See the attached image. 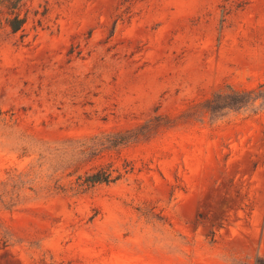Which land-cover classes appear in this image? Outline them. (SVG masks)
Returning a JSON list of instances; mask_svg holds the SVG:
<instances>
[{
  "label": "rangeland",
  "instance_id": "rangeland-1",
  "mask_svg": "<svg viewBox=\"0 0 264 264\" xmlns=\"http://www.w3.org/2000/svg\"><path fill=\"white\" fill-rule=\"evenodd\" d=\"M22 11L0 28V264H264V104L205 108L264 84V0ZM68 164L122 179L66 192Z\"/></svg>",
  "mask_w": 264,
  "mask_h": 264
},
{
  "label": "trees",
  "instance_id": "trees-1",
  "mask_svg": "<svg viewBox=\"0 0 264 264\" xmlns=\"http://www.w3.org/2000/svg\"><path fill=\"white\" fill-rule=\"evenodd\" d=\"M24 1L0 0V28L7 27L13 33H17L25 27L27 14L22 11ZM258 104H264V84L252 90H239L228 86L208 100L205 108L212 116L218 118L229 112L255 108ZM84 142L89 144L85 150L90 157H94L105 150L129 143L130 137L127 134L117 133L96 136ZM70 167L69 164L66 167L67 173L64 175L65 184L62 190L74 194H85L96 186L113 184L122 179L121 174H115L116 172L110 169H99L94 172L75 175L77 173L75 170L68 172ZM1 202L3 203V201ZM8 245L9 241L4 240V246L7 247Z\"/></svg>",
  "mask_w": 264,
  "mask_h": 264
}]
</instances>
